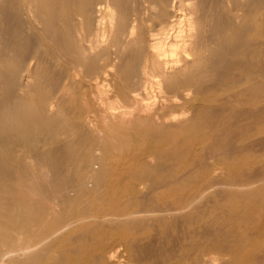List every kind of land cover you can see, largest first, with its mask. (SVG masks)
Masks as SVG:
<instances>
[{
    "label": "bare ground",
    "instance_id": "1",
    "mask_svg": "<svg viewBox=\"0 0 264 264\" xmlns=\"http://www.w3.org/2000/svg\"><path fill=\"white\" fill-rule=\"evenodd\" d=\"M137 1L144 11H132L131 0H0V14L39 33L20 56L0 32V146H13L0 157V264L36 262L88 221L91 230L104 224L111 244L82 257L86 264H143L156 241L166 243L170 264H264V203L255 205L264 196V122L239 130L244 117H264V0ZM27 130L79 163L76 180L52 151L23 155ZM229 162L240 165L234 178ZM109 168L134 207L61 218L68 199L81 202L106 184ZM216 198L252 207L232 219L237 232L222 231L225 213L218 225L207 221ZM36 220L43 228L26 239ZM192 233L222 247L181 254Z\"/></svg>",
    "mask_w": 264,
    "mask_h": 264
},
{
    "label": "rangeland",
    "instance_id": "2",
    "mask_svg": "<svg viewBox=\"0 0 264 264\" xmlns=\"http://www.w3.org/2000/svg\"><path fill=\"white\" fill-rule=\"evenodd\" d=\"M136 1L137 0H135V2ZM135 2H134V0H131V2L129 3L131 5L128 4L129 7L131 8V10L135 11L137 9L138 10L137 12H139L140 10L144 11V6L142 5L141 1H137L136 2V3H138V5ZM139 4H140V6H139ZM140 7H142L143 9H141ZM141 14H140L141 18L143 17V19H142L143 23H146V22H144L145 21L144 13L142 12ZM8 15L10 17L13 16V15H11L9 13L8 14H0V29H1L0 32L1 31L3 32L2 39L5 38V35H6L7 31H8V33L6 35V39H4V40L7 41V38H9V41H7V42H11V43L14 42L15 43L14 44V48H13L14 51H15V54L18 51L17 54H19L20 56L23 55V54H25V56L29 55V53L30 52L32 53V51H33L32 47H34V44H37L35 37H37V35L39 37V33L34 31L31 27H29L30 25L23 18H19L17 16L16 17L13 16L14 18H10ZM1 17H4V19H2ZM4 20H5V22H4ZM8 20H9V22H8ZM19 21H20V23H19ZM2 22H3V24H2ZM3 25H4V27H3ZM7 29H9L11 33ZM29 33H31V36L28 35ZM31 37H32V39H31ZM33 38H34V41H33ZM24 41H26V44L23 43ZM31 41L34 42V44ZM31 45H32V47H31ZM16 46H17V48H16ZM28 46L31 47V48H29ZM19 50H20V52H19ZM27 50L30 51L28 54H27V52H28ZM30 91H32V90H30ZM29 92L26 94L29 97H33V96L36 95V91L34 93H33V91L30 92L31 95H30ZM17 95H18V92L11 93V96L14 97V98L17 97ZM195 106L196 107H201L200 103H196ZM239 122H242L241 126H243L242 129L239 128V130H242L243 132L246 133L247 131H250V130L253 131V130L257 129L258 127H260V125L263 124V122H264V117L260 118V119L257 118V117L256 118L254 117V119H253L252 117L248 116V118L244 117ZM250 123H253V124L251 125ZM29 129H32V128H29ZM44 138H45V136L43 137L42 134L36 133L34 130H27V140L23 141L17 147H21L23 149V151H22L23 155H26V154L27 155H31V157H36L38 160H39V158L41 159L42 155H48V154H45L46 150L47 151H52V154H51L52 155V160H53V158L59 159V160H62V159L65 160V164L62 166V168L67 170V172L69 174L71 173L70 174L71 177L74 180H76V173L77 174L80 173L79 163L75 162V163L72 164L71 163L72 161L70 162V160H68L67 158H64V157L63 158H59L60 156H63V155L60 153L61 151L58 149V146L57 145H53V146L44 145ZM8 142H10V141H8ZM2 147H3V145L0 146V157H2V160H4L3 157H5V156H12L13 146H12L11 142H10V145L7 146L5 148V150H3V151L1 150ZM259 156H260V154H257V155L246 154V155H244L242 157V160H245V161L246 160H250V159L253 160L254 157H255L254 159H259ZM262 158L264 160V157H262ZM13 159H14V157H13ZM24 164L28 165L26 162H24ZM228 164H229V170H230V173H229L228 177H231V178L236 177L237 174H238V171L240 169L236 170L235 168L236 167L239 168L240 165L236 164L235 166H233V165H231L230 162ZM7 168H11V165L8 164ZM205 169H207L206 166H205ZM110 170H111V168H109V170H108L109 174L107 173L108 174L107 182H106L105 185L102 186V188H100L99 190L93 192L92 194L84 195V197H83L81 202H77L75 200H69L68 199L67 200V206L64 209V211H63V213L61 215V218H69V217L77 216L83 210H86V211H88L91 214L95 213V212H106V210L107 211L109 210L108 212L113 211V212H116V213H120V212H122V211H124V210H126L128 208L134 207V202L128 200V198L126 197L125 193L127 191V188L123 187V186H117V184H113L114 182H110L111 180L109 181V179L111 177L109 175H111V172H112V170L111 171ZM234 170H236L237 172H234ZM203 173H204V171H203ZM65 178L66 177L64 175L63 177H59L58 179H55L54 180L55 185L56 184H62L61 180H64ZM5 185H6V182L3 181L0 186H4L5 187ZM110 187H111V189H110ZM189 188H191V187H188V189ZM112 189H113V191H112ZM124 190H126V191H124ZM170 191H172L173 193L171 192L167 199L171 198L169 201H172V200L173 201H175V200L177 201L179 195L184 190L180 191V189H179V190H176V191H173V190H170ZM120 192H122V194ZM175 192H177V193H175ZM113 193H114V195H113ZM174 194H176L177 197ZM119 196H122V198L120 197L122 199V201L119 198ZM174 197H175V200H174ZM123 198H124V200H123ZM160 199L161 198H158L159 201H160ZM117 200H118V202H117ZM248 201H250V200H248ZM112 202H113V204H112ZM256 202L264 203V196L261 197L258 201H255V205H256ZM116 203H117V205H116ZM118 205H120V206H118ZM213 206H215V210L213 212H210L211 208L208 210L207 221L208 222L214 221V224L218 225V221H217V219L219 218L218 214L225 213L224 215H226V219L228 221H230V223L227 222L228 223L227 226H225V227H223L221 229H222V231L227 232L229 234L230 233L232 234L233 232H237L236 223L233 224V222L235 220H238L240 218L239 216H243L242 215L243 212L249 213V214H251V212H252V207L250 206V204L243 205V204L238 203V202H235V203L232 204V201H231V203L230 202L226 203V202H223V201H217V198L215 199L214 203L212 204V207ZM95 209H96V211H95ZM26 212H27L28 215H30V213H32L33 211L30 210V208H26ZM237 215H238V217H237ZM233 218H236V219H233ZM232 219H233V222H232ZM93 224H94L93 222L88 221V222H85V223H80L78 225H75L67 233H65L64 235H62L58 239L53 240L52 242H50V244L47 246L48 254H46V255H44L42 257H39V259L36 262H32L30 264H80V263L86 264L87 261L81 260L82 257L85 258V256H88L89 254H90V257H91L92 256L91 254H93L99 247L102 248V247L109 246L111 244V241L109 239H107V237H106V232L108 231V230H106V226L104 224H102L101 222H99L96 225V227H97L96 230H94V229L91 230V226H93ZM6 225H7L6 228L8 230H10V231L17 230V228H15L14 226L9 225V222H7ZM84 225H86V227H85L86 229H83ZM215 225H214V227L208 228V229L215 230V228H216L217 232L220 231L221 229L218 228V226L216 227ZM42 228H43V225L39 224V220H36L35 227L34 226L29 227V228L24 227V229L22 231L23 237H25L26 239H29V238H31L33 236L34 233H36L38 231L40 232V230ZM82 229H83V231H82ZM19 230H21V229H19ZM79 231L82 232V233H80ZM201 231H203V229ZM77 232H79V233H77ZM75 233H77V235H75ZM69 235H70V237H67ZM146 235H144V233H140V234H138V237L139 238L141 237L142 239H144ZM191 235L194 237L193 238L194 240H192L193 242H187V243L183 242V243H180L178 245L179 246L178 248L181 251V254H184V255L187 254L185 252H188V253L191 252V254H196V253L197 254L198 253L201 254L203 252H206V251H209V250H212V249H215V248H221L222 247V244L218 243L217 241H212V240H209V239H205L203 236H198L197 234L195 235L193 233ZM93 236H94V238H93ZM99 236L100 237L102 236V237L100 238ZM97 237H99V239ZM67 239H68V241H67ZM64 241H66V242H64ZM97 242H99V244ZM78 243L80 245H78ZM63 244H64V246H63ZM107 244H109V245H107ZM155 244L153 243L152 247H150L148 249V251H147V253L148 254H152V256L149 257V258L146 256L145 257L146 260H145V262L143 264H165V263L166 264H170V263H168L167 261L164 260L165 259L164 258L165 257V252H166V243L165 242L164 243H162V242L158 243L156 241ZM72 245H73V247H72ZM82 245L84 246V248H83L84 250H82V247H83ZM67 246H70L72 248L69 249V247L67 248ZM62 247H64V248H62ZM63 249H68V250H63ZM86 249H89V250H86ZM197 249H199V250H197ZM192 250H194V251H192ZM69 255H71L73 257L70 256L71 258H68ZM76 256L79 257V258H77ZM33 258H36V257H33ZM33 258H30L29 260H31ZM76 258L78 259L77 261H76ZM87 259L90 260L89 256L86 257V260ZM181 260H182V262H181ZM181 260H178L174 264H184V263L185 264H193V258H191V259L184 258V259H181ZM11 264H22V263L13 262Z\"/></svg>",
    "mask_w": 264,
    "mask_h": 264
}]
</instances>
